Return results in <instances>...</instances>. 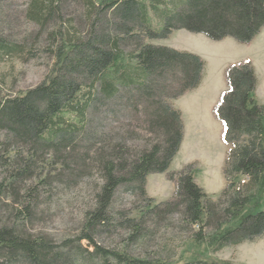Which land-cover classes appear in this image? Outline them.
<instances>
[{"label":"trees","instance_id":"1","mask_svg":"<svg viewBox=\"0 0 264 264\" xmlns=\"http://www.w3.org/2000/svg\"><path fill=\"white\" fill-rule=\"evenodd\" d=\"M71 1L82 7L81 18L72 24L66 17ZM25 19L50 29L53 67L38 86L0 97V196L11 192L18 205L17 224L0 226V264H236L171 263L160 251L135 255L130 249L148 241V222L172 216L188 234L184 243L210 253L264 236V106L254 96L252 66L244 62L225 70L228 88L214 115L223 123L222 140L229 148L222 170L225 187L213 200L195 183L193 164L168 172L183 135L180 112L168 100L199 86L204 63L197 55L144 41L185 30L248 44L264 28V0H28ZM129 44L135 49L127 54ZM17 48L0 37V60ZM131 86L135 101L148 104L144 112L155 136L134 153L124 144L107 145L89 121L90 111L107 108ZM79 142L87 143L80 155L83 170L99 177L79 233L59 242L26 233L41 190L71 170L70 154ZM160 173L167 174L175 190L170 200L153 204L146 178ZM121 190L145 202L138 217L133 210L113 208ZM108 232H123V248L97 242Z\"/></svg>","mask_w":264,"mask_h":264},{"label":"rangeland","instance_id":"2","mask_svg":"<svg viewBox=\"0 0 264 264\" xmlns=\"http://www.w3.org/2000/svg\"><path fill=\"white\" fill-rule=\"evenodd\" d=\"M27 1L0 0V37L19 47L0 60V97L14 96L38 86L51 73L53 67V58L48 52V49L52 47V42L48 40L46 35L50 29L44 30L25 19ZM81 12L82 7L78 2H69L66 8L67 21H71L69 23L72 24L77 18L80 19ZM150 16L156 26V19L151 11ZM72 27H75V24ZM76 27L80 26L77 25ZM144 42L197 55L204 63L199 86L176 99L168 100L171 106L173 104V109L185 110L188 101H195L194 105H199L197 102H204L203 107H208L213 101L217 105L221 94L228 88L225 70L231 65L244 62H249L253 68L256 78L254 96L258 104L264 106V28L248 44L239 43L232 38L214 41L203 34H195L185 30L173 31L168 38L163 40H145ZM134 49V45L131 44L124 46V51L127 54ZM129 64L133 66L135 62L129 60ZM120 93L116 100L108 102L107 108H100L97 112L90 111L89 121H92L93 126L91 128L97 131V137L107 145L108 143L112 146L124 144L134 153L147 147L155 139V136L149 133L148 117L144 112L148 109V104L144 101L138 103L135 101L137 92L132 86L121 89ZM186 122L188 123V130H190L189 136L193 140L190 142L192 145L187 150L189 155L200 153L204 147L211 150H208L209 153L219 149L220 146L216 137L217 132H220L218 124L211 125L208 128L209 131L200 129L194 138V133L192 134L191 131L195 132L196 121L192 119L191 115H188ZM198 124L205 128L206 123L201 119L198 120ZM86 144L79 142L70 154L71 170L63 172L61 178L52 184L50 189L41 190V195L37 201L39 204L34 209L33 218L24 226L26 233L43 234L55 242H59L65 236H76L79 233L83 214L92 207V198L99 185L98 175L83 170L80 161L82 148ZM226 146L225 154L229 148L228 145ZM46 159L50 162L49 158ZM210 162L213 163V161ZM175 163L172 165L173 170L177 167ZM193 168L196 174L198 165L193 164ZM178 171L169 170L168 172ZM205 173L201 172L197 175V181L205 188V192L210 193L209 196L216 200L225 187L222 166L219 167L218 163L213 165V172L209 177ZM160 174L165 175L166 178L158 174L149 175L148 188L150 191H158L159 189L157 183L154 182L156 178L162 179V181L167 180L172 185L173 191L172 194H169V196L171 195L169 199H167L168 197L154 196L156 199L152 198L153 204L170 200L175 190V186L173 187V182L168 180L167 174ZM1 177L3 175L0 171V179ZM25 185L29 186L30 183ZM163 192L168 194L167 185L164 186ZM147 196L151 198L148 194ZM144 205L145 202L142 199L121 190L115 195L113 208L133 210L132 215L138 217L140 215L138 211L145 209ZM17 206L15 197L11 192L0 196V226L12 227L17 224L15 219ZM263 207L264 197L261 203V208ZM148 227L151 229V236L148 241L145 244L130 247L135 255H142L143 251H147L149 254L160 251L162 257L169 259L171 263H182L190 260H218L236 264H264V236L252 242L240 244V246L210 253L205 247L197 248L190 242L184 243L188 234L182 231L176 216L162 222L155 220L151 224L148 222ZM121 237H123V232H108L97 236L96 240L104 246H119L121 249L123 248Z\"/></svg>","mask_w":264,"mask_h":264},{"label":"crops","instance_id":"3","mask_svg":"<svg viewBox=\"0 0 264 264\" xmlns=\"http://www.w3.org/2000/svg\"><path fill=\"white\" fill-rule=\"evenodd\" d=\"M195 103H196L195 101L186 102L187 107L185 110H181V109L177 108V109H179V111L181 113V118H182V122H183V135H182V141H181L180 147L178 149V152L176 153L173 160L171 161L168 171L169 170L178 171L179 169L183 168L187 164H197L198 169L196 170V174H194L195 183L201 189H203L204 193L207 196H209L211 194L205 192L206 191L205 188L202 187L198 183L197 175H199L201 172H206L205 175L209 177L213 172V165H215L217 163H218L219 167L222 166V170H223L224 160L226 157L225 151H226V147H227L222 140V135L224 132V126H223L222 122L216 120V118H215L214 108H215L216 104L214 103V101L212 102V104H209L208 107H203L204 102H197L199 105H194ZM172 106H173V104H172ZM188 115L189 116L191 115L192 119H194L196 121L195 132L191 131L192 134L194 133V135H193L194 138L198 135L200 129H202L203 131H209L208 128L211 125H213L215 123L218 124V126H219L218 129H220V132H217V134H216L217 142L220 146L218 150H216L215 152L212 151V153H209L208 152L209 149L204 147L202 149V151H200V153H198V154H194V155L188 154L187 150L192 145L190 142L193 141L192 138H190V136H189L190 130H188V123L186 122ZM200 119L206 123L205 128L201 127L198 124V120H200ZM209 151H211V150H209ZM210 161H213V163ZM174 163L176 164L177 167L174 168V170H173L172 165ZM210 164H211V166H210ZM197 171H198V173H197ZM158 175H161L164 178H166L165 175H162V174H158ZM148 178H149V176H147V178H146V192L151 198L156 199L154 197L156 195L161 196V197H168L167 199H169L171 197V195L169 196V194L170 193L172 194V191H173L171 188L172 185L170 183H168L167 180L162 181V179L156 178L154 180V182L157 183V187L159 189H158V191L152 192L148 188L149 182H150L148 180ZM166 185L168 186V194L163 192V188ZM173 187H174V184H173Z\"/></svg>","mask_w":264,"mask_h":264},{"label":"built area","instance_id":"4","mask_svg":"<svg viewBox=\"0 0 264 264\" xmlns=\"http://www.w3.org/2000/svg\"><path fill=\"white\" fill-rule=\"evenodd\" d=\"M244 181H241V183H243Z\"/></svg>","mask_w":264,"mask_h":264}]
</instances>
